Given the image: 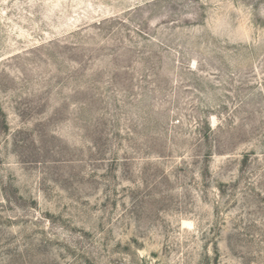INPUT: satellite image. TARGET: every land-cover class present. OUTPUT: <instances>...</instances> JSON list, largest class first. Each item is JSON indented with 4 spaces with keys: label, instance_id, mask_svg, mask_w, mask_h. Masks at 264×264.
Wrapping results in <instances>:
<instances>
[{
    "label": "rangeland",
    "instance_id": "1",
    "mask_svg": "<svg viewBox=\"0 0 264 264\" xmlns=\"http://www.w3.org/2000/svg\"><path fill=\"white\" fill-rule=\"evenodd\" d=\"M0 264H264V0H0Z\"/></svg>",
    "mask_w": 264,
    "mask_h": 264
}]
</instances>
